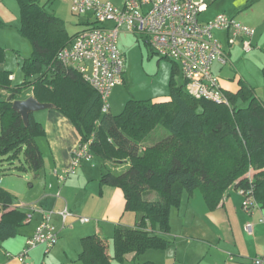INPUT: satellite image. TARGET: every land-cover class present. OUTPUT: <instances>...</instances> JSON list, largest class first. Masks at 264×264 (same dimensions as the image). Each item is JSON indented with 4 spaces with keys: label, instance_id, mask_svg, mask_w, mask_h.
I'll list each match as a JSON object with an SVG mask.
<instances>
[{
    "label": "trees",
    "instance_id": "1",
    "mask_svg": "<svg viewBox=\"0 0 264 264\" xmlns=\"http://www.w3.org/2000/svg\"><path fill=\"white\" fill-rule=\"evenodd\" d=\"M21 13L19 31L32 45V55L23 62L24 81L14 86L12 73L0 69V157L23 152L36 173L44 167L37 136L44 135L41 122L30 113L27 123L13 107L31 88L33 96L68 117L83 141L95 133L91 144L106 166L101 184L120 187L126 210L136 214L135 226L118 225L113 235L114 254L99 235L83 238L80 254L84 264H127L150 249L162 250L169 240L171 210L181 204L184 190L200 189L210 209L216 208L234 185L247 188L242 178L250 168L258 170L252 184L255 198L264 208V101L252 85L240 79L237 93L227 92L231 107L192 97L171 80L170 100H130L113 115L103 112L100 94L82 75L57 58L71 40L66 22L38 0H17ZM1 25V21H0ZM75 33V32H74ZM4 52L0 47V62ZM174 72L180 73L173 62ZM240 100L247 103L237 106ZM170 134L154 144L145 140L157 128ZM113 157L125 160L123 170L111 168ZM155 192V198L149 196ZM28 212L14 206L10 191L0 185V239L18 235ZM158 228L162 235L154 229ZM133 264H159L152 261Z\"/></svg>",
    "mask_w": 264,
    "mask_h": 264
},
{
    "label": "crops",
    "instance_id": "2",
    "mask_svg": "<svg viewBox=\"0 0 264 264\" xmlns=\"http://www.w3.org/2000/svg\"><path fill=\"white\" fill-rule=\"evenodd\" d=\"M102 1H110L117 6H123L126 2ZM204 4L206 7L200 13L203 22L218 14H226L254 28L252 49L246 53H252L256 60L259 58L264 64V0H204ZM90 17V14L85 15L82 25L87 24ZM219 33L224 35L225 40L222 42L228 47L226 35ZM239 48L242 49L240 40L228 48L230 58L233 50ZM222 67L217 68L221 70ZM217 68L216 74L219 76ZM12 75L15 80V75ZM219 78L226 92H233L226 89L221 76ZM230 84L234 85L233 80ZM29 89L30 92L21 95L20 99L33 96ZM48 109L43 114V120L36 119L33 114L45 129L43 139L37 140L43 153L44 167L36 173L38 177L42 172L36 196L34 201L23 207L14 205L28 213L31 209L33 216L23 224L20 239H0V264H23L16 257H7L6 253L16 255L22 251L27 238L34 233L42 218L40 210L53 211L52 222L59 238L48 254H45L43 246L34 249L27 259L28 264H84L80 258L83 238L99 235L107 239L118 225L135 226L137 221L136 214L127 216L123 190L101 184L100 179L106 169L97 170L94 164L84 162L75 175L66 180L60 179L64 170L71 165L72 149L82 138L68 117L52 107ZM240 188L237 185L230 188L214 209L208 207L202 191L184 190L180 206L171 210V231L164 235L170 242L168 247L162 250L150 249L137 257L130 253L126 256L127 264H133L134 259L137 262L152 261L159 264H253L256 256L264 255V208L259 206L251 214L247 213L242 208L243 195ZM234 189L241 198L238 202L230 196ZM65 208L71 215L64 221L60 212ZM81 218L89 220L82 221ZM249 224L252 225L250 233L246 230ZM154 231L162 235L158 228ZM107 244L108 253L113 256L110 244Z\"/></svg>",
    "mask_w": 264,
    "mask_h": 264
},
{
    "label": "built area",
    "instance_id": "3",
    "mask_svg": "<svg viewBox=\"0 0 264 264\" xmlns=\"http://www.w3.org/2000/svg\"><path fill=\"white\" fill-rule=\"evenodd\" d=\"M70 1L74 14H90L91 17L58 52L57 58L63 65L78 71L100 94L104 113L108 112L106 103L112 90L125 83V58L119 47L121 32L145 36L153 53L178 65L185 88L192 97L232 106L215 67L229 63L228 48L238 40L242 49L249 52L254 28L226 14H218L207 22L201 21L200 13L206 7L204 0H126L123 6L102 0ZM219 32L226 35L228 47L217 36ZM10 78L14 79V76ZM95 138L93 133L72 149L71 165L60 176L61 180L75 175L84 161L92 160L91 144ZM248 181L249 187H241L239 191L243 195L242 208L251 214L259 204L253 180L249 178ZM40 211L42 218L22 251L16 255L7 252V257H16L28 264L27 259L34 249L43 246L48 254L56 245L59 236L52 222L53 211ZM60 214L65 221L71 212L65 208ZM32 216L28 213L26 220H31ZM246 230L252 232V225H247ZM253 264H264V255L256 256Z\"/></svg>",
    "mask_w": 264,
    "mask_h": 264
},
{
    "label": "rangeland",
    "instance_id": "4",
    "mask_svg": "<svg viewBox=\"0 0 264 264\" xmlns=\"http://www.w3.org/2000/svg\"><path fill=\"white\" fill-rule=\"evenodd\" d=\"M38 1L45 4L47 9L65 20L70 35H73L74 32L84 26L81 23L84 15L73 13L70 0ZM0 21V47L4 52L0 67L8 69L15 75V80L12 81V84L16 86L24 81L25 74L22 65L32 55V45L29 39L19 31L21 13L17 0H0ZM217 36L224 42L225 37L223 34L217 33ZM119 47L125 58V83L115 87L107 99L106 104L111 114H120L130 100H144L151 103L169 101L171 98V80L178 87L185 86L182 74L174 72L173 62L153 53L151 47L147 44L145 36L121 32L119 35ZM217 73L221 76L224 87L233 91L231 93H237L240 79H242L252 85L256 89V94L264 100V64L261 63V59L258 58L256 60L252 53H246L240 48L233 50L229 63L223 66L221 70L217 68ZM232 80L234 85L230 86ZM29 92L30 89H26L22 95ZM246 103V101L240 100L237 106H244ZM48 110L35 111L33 114L36 119L43 120V114L48 112ZM169 134L170 132L167 129L163 127L157 128L147 137L145 144H154ZM43 136H37V140L41 141ZM84 162L91 165L94 164L97 170L106 169L102 158L94 151L92 160ZM108 163L111 168L119 171L124 169L126 162L119 157H113ZM256 172L258 170L250 168L242 178H251L253 180ZM40 175L37 177L36 172L27 165L22 151L12 158L9 155L0 157V185L11 192L14 197V205L16 206L23 207V205L34 201L38 183L40 182ZM197 190L201 192L199 188ZM149 196L151 199L155 198L156 193L151 192ZM230 196L237 202L238 199H241L235 189ZM29 211V213L33 214L31 209ZM130 214L135 216L133 211L128 210L127 216H130ZM23 226L20 227V233L15 236L16 240L22 237L21 230ZM113 233L114 231L105 239L110 244V253L112 255L114 253Z\"/></svg>",
    "mask_w": 264,
    "mask_h": 264
},
{
    "label": "water",
    "instance_id": "5",
    "mask_svg": "<svg viewBox=\"0 0 264 264\" xmlns=\"http://www.w3.org/2000/svg\"><path fill=\"white\" fill-rule=\"evenodd\" d=\"M13 107L22 115L24 122L27 123L30 113L51 108L52 105L50 103L39 102L34 96H30L27 99L15 100Z\"/></svg>",
    "mask_w": 264,
    "mask_h": 264
}]
</instances>
